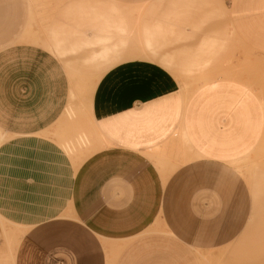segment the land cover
I'll return each instance as SVG.
<instances>
[{"label": "crops", "instance_id": "0c3cea01", "mask_svg": "<svg viewBox=\"0 0 264 264\" xmlns=\"http://www.w3.org/2000/svg\"><path fill=\"white\" fill-rule=\"evenodd\" d=\"M116 1L141 5L152 0ZM200 1L188 4V9L178 1V8L165 14L172 5L162 0L156 6L166 5L164 14L157 7L140 21L142 26L159 27L167 37L157 47L160 56L171 58V65L148 58L118 62L104 70L93 90L92 113L101 126L108 124L103 135L109 147L92 155L100 172L93 179L98 189L90 197L96 199L100 209L95 214L107 223L108 233L94 221L83 224L80 214L88 213L83 203L73 206L80 222L53 210L20 240L14 264H106L101 234L129 239L113 264H199L192 246L205 250L223 246L241 231L251 210V193L229 161L249 152L264 133V71L250 85L223 76L210 79L185 101L179 77L222 70L231 32L264 58V0H222L224 7L216 0ZM70 39L93 43L69 53L57 51L58 58H52L60 67L83 71L102 67L85 60L100 47L93 35L78 33ZM62 49L66 47L60 45ZM179 129L201 156L178 166L161 184L159 173H152L140 154ZM138 167L142 173L132 174ZM112 180L123 184L130 198L105 207L104 195H121L105 186ZM148 198H164L162 208L156 203L148 210ZM159 212L171 233L140 234Z\"/></svg>", "mask_w": 264, "mask_h": 264}, {"label": "rangeland", "instance_id": "374dc122", "mask_svg": "<svg viewBox=\"0 0 264 264\" xmlns=\"http://www.w3.org/2000/svg\"><path fill=\"white\" fill-rule=\"evenodd\" d=\"M161 1L129 5L116 0H0V264H14L20 240L33 223L53 210L59 211L57 216L80 222L73 206L83 203L88 212L80 214L83 224L94 221L108 233L107 223L95 214L99 205L90 197L94 188L98 189L99 183L93 179L100 172L98 165L92 164V155L109 147L103 135L108 124L101 126L94 119L92 94L104 70L118 62L148 58L171 65V58L160 56L157 47L168 41L167 37L159 27L140 23L146 14L156 12V3ZM165 1L173 7L166 13L162 11L166 5L158 7L163 14L177 9L178 1L185 3V9L190 3L201 2ZM216 1L224 7L222 0ZM78 33L95 37L94 44L100 47L85 60L102 67L95 66L93 71L60 67L52 58H58L57 51L69 53L81 44L93 43L70 39ZM60 45L66 49L59 50ZM222 66L217 72L180 76L182 99L219 76L256 83L264 71V58L231 32ZM200 156L184 129L140 154L150 171L159 173L161 184L178 166ZM229 164L250 190L248 218L225 245L206 250L192 246L193 250L199 264H264V133L249 152ZM137 173H142L140 167L132 171ZM77 175L80 180L76 181ZM108 185L121 195H104L101 204L105 207L129 200L123 184L112 180ZM76 193L84 197L78 199ZM163 201L148 198L147 209L153 210L156 203L162 208ZM150 232L171 233L161 212L140 234ZM99 238L106 264H113L129 240L102 234Z\"/></svg>", "mask_w": 264, "mask_h": 264}, {"label": "bare ground", "instance_id": "6f19581e", "mask_svg": "<svg viewBox=\"0 0 264 264\" xmlns=\"http://www.w3.org/2000/svg\"><path fill=\"white\" fill-rule=\"evenodd\" d=\"M1 137V136H0ZM65 151H68V149H66ZM63 212V211H62ZM74 212V211H73ZM71 213V212H70ZM74 215V214H73ZM75 216V215H74Z\"/></svg>", "mask_w": 264, "mask_h": 264}]
</instances>
